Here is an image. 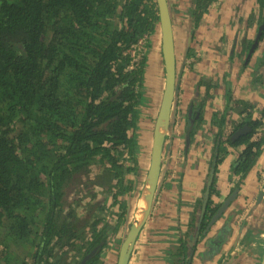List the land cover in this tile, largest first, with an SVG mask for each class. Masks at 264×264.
<instances>
[{
	"label": "trees",
	"instance_id": "obj_1",
	"mask_svg": "<svg viewBox=\"0 0 264 264\" xmlns=\"http://www.w3.org/2000/svg\"><path fill=\"white\" fill-rule=\"evenodd\" d=\"M202 2H195L196 20ZM159 23L156 0H0V264H81L98 245L85 264L104 263L103 252L131 219L119 195L128 190L121 186L125 175L139 174L125 166L138 165V132L148 139L146 165L151 161L159 106L142 118L141 107L152 103L147 58L136 64L132 52L142 40L150 46ZM248 123L252 132L228 143L247 146L232 168L242 179L264 145V132L253 139L262 125ZM218 150L219 165L227 151L223 144ZM93 164L125 189L114 194L113 227L104 206V217L94 219L98 203L81 219L82 199L66 191L79 187ZM215 213L209 209L206 220Z\"/></svg>",
	"mask_w": 264,
	"mask_h": 264
},
{
	"label": "crops",
	"instance_id": "obj_2",
	"mask_svg": "<svg viewBox=\"0 0 264 264\" xmlns=\"http://www.w3.org/2000/svg\"><path fill=\"white\" fill-rule=\"evenodd\" d=\"M173 2L175 6L180 4V0ZM234 6L240 9L241 16L246 17L251 14L254 0H222V2L220 0L211 6L210 14L199 30L201 34L198 36V45L204 52V64L207 62L206 69L209 71L207 76L214 80L222 76L225 71V67L221 70L225 57L219 51L226 49L222 41L224 28H227L231 21L233 23L236 20V16L232 19L231 15V9ZM181 12L185 14V17L179 20V23L183 22L179 25V32L184 30V33H180L184 34V38H181L183 43L181 50L185 57L192 45L190 38L193 18L191 12L187 17L186 10L182 9ZM241 25L245 27V21L241 22ZM248 35L249 39L253 38L254 30L249 31ZM261 48L263 50L251 61V71L232 86L236 99H244L256 104L255 118H259L260 112L264 109V83H262L264 76L255 73V67L264 60V43ZM154 70V73L158 74V69ZM188 79L194 78L188 75ZM157 82L160 84V81ZM211 93H213L211 99L207 98L204 90L199 93L186 91L182 95L185 107L194 99L199 105L200 102L205 103L203 106L205 122L195 131L190 147L186 143V133L193 130L188 129L189 121L186 116L180 117L170 127L166 136L162 180L159 181L156 201L146 225L137 238L129 264H171L170 261L174 258L182 260L179 256L181 245L194 252L192 264H259L257 260L259 253L264 254V246L262 247L264 245V199L262 201L259 199L262 190L261 177L264 175V147L255 168L239 185V193L226 213L211 226L207 225L205 233L203 221L198 223L201 208L198 213L196 211L206 191L217 190L218 195L212 198L217 204L227 200L236 192L240 177L232 176L231 169L245 149V146L238 148L228 146L229 153L219 165L216 189H214L215 177L210 175L209 163L217 146L216 143L221 144L220 139L215 138V133L221 128L218 129L212 125L211 120L214 113L224 111L225 100L222 90ZM185 102L188 105H185ZM185 107H182V110H185ZM233 118L240 119L238 115H233ZM228 126L229 130L230 126ZM143 167L146 168L148 165L144 163ZM139 182L129 198L128 214L131 219L116 235L117 242L123 238L127 226L135 217L147 187V176L141 174ZM221 235H226L227 240L211 259L207 256L212 253L209 243H213V239L218 240ZM259 243H262L261 247ZM121 245L122 242L115 243L113 249H109L103 255V264H117Z\"/></svg>",
	"mask_w": 264,
	"mask_h": 264
},
{
	"label": "flooded vegetation",
	"instance_id": "obj_3",
	"mask_svg": "<svg viewBox=\"0 0 264 264\" xmlns=\"http://www.w3.org/2000/svg\"><path fill=\"white\" fill-rule=\"evenodd\" d=\"M173 1L174 0H169L170 5L175 6V3ZM206 1L208 2L207 4H206ZM219 1L220 0H209V1L203 0L204 3L202 2L200 4L199 9L197 11V14H195V15L199 16V18L197 20L192 15L194 10H195L196 0H180L179 6L178 5L175 6L176 9L173 8L174 9V11H173L174 12V16H173L174 20H175V17L178 18L179 20H180V18L183 19V17H185L184 12L183 13L181 12L182 9L186 10V12H187L186 17L189 16V13L191 12L190 14L193 18V26H192V31H191L192 33H191V38H190V42L192 43V45L187 50L185 57L182 53L180 54L181 62L179 61V44L182 42L181 38H184V34H182L180 32H183L184 30H181L179 32L180 26L178 25L176 27L174 24V26L176 28L173 31V33H174V37H173L174 49H175V55H176L175 56L176 72H179V77H180L179 98H178V102H177V114L175 117V122L178 119H180V117L186 116V119H188V121H189L188 129L193 130L192 132L186 133V135H188V134L190 135V137H189L190 142H192V140L194 138L195 131L197 129H199L200 126L205 122L204 112H203V106L205 105V103L200 102V105H199L195 101L196 99H194L192 102L190 101L189 105L185 102L186 103L185 105H188L185 107L184 106V99L182 97L184 92L193 91V92L199 93L201 90H204L207 93V98H210V99L213 98V93H211V92H216L218 90H222L224 92L225 109L223 112L214 113L213 118L211 120L212 125L218 127V129L221 128V129H219V131L217 133H215V135H216L215 138L218 137L221 141V144L220 143L218 144V142L216 143L217 146L215 147L214 153H213L212 158H211L210 163H209L210 164L209 170L211 171L212 168L214 169V177L216 179H217V174H218V173L216 174V168L218 167V172H219V165H221L223 163V161L225 160V157L229 153L228 146H230V145L228 143L235 142V141L241 139L242 137H245V136H242L239 139L233 141L232 137L235 135L236 132H238L239 130L243 129L246 126L250 127L251 132H252L253 128L248 123L249 121H257L258 123H260V125H262L258 129L259 133L253 138L254 140H257L256 138L260 137L262 132H264V130H263L264 129V109L260 112L259 118H255V113L257 111L256 110V104L254 102L250 103L249 101H246L244 99H236L234 96V93H233V88H232L234 83L241 81L243 79V77H245L251 71V61H252L253 57H255L256 54H259V52L261 50H263L261 48V46L264 43V29L261 30V28L264 24V5H261L259 0H254V6L252 7L251 14L247 15L246 17L241 16L240 9L235 8V6L231 9L232 19H233V16L234 17L236 16V20L233 21V23L231 21L229 26L227 28H224L222 41L226 45V49L223 51H219V53H221V55L223 57H225L222 65H221V70H223V67H225V69H224L225 71H224L222 76H220L217 80H214L213 78H210L209 76H207L209 74V71L206 69L207 62L204 64V62H205L204 52L201 50V48H200L201 46L198 45V36L201 34V32H199L201 26L203 25L206 17L210 14L211 6L215 3H218ZM156 2L158 3V0H156ZM221 2H222V0H221ZM243 21H245V27H243L241 25V22H243ZM180 24H183V22L181 21ZM181 29H183V28L181 27ZM237 29H238V32H237ZM251 30L252 31L254 30V36H253V38L249 39L248 34H249V31H251ZM178 32H179V34H178ZM160 33H161V23L158 24L156 32L153 33L151 37H149V39H150L149 43L151 44V40L153 41V37H157V34H160ZM143 41L144 40H142L140 42V44ZM140 44H138V46ZM143 45H144V43H143ZM138 46H136L132 52V56L134 57L133 62H135V60L137 59L136 56H138L135 54V52L137 51L138 52L137 54H139V52H140V51H138ZM180 49H181V45H180ZM160 53H161V59H162V62H161L162 70L161 71L159 70L158 72H161L163 74V72H164L163 71L164 60H163L162 42H161V46H160ZM143 56L144 55H142V57ZM141 58H139V59H141ZM146 58H147V56H146ZM147 62H148V58L145 61V65H143V69L145 70V79H146V73L148 72V70L151 66V64L147 65ZM135 63L139 64V62H135ZM255 73L258 75L264 76V60L261 61V63H259L257 67H255ZM188 75L190 77H193L194 79L193 80L188 79ZM262 83H264V80L262 81ZM198 95L199 94H197V96ZM156 104L157 105L159 104V106H160V96H159V99L157 96V99L155 98L154 100H152V103L150 105H152V107H154L156 110V107H157ZM182 107H185L186 109L182 110ZM233 115H238L240 117V119H234ZM249 115H251L250 120L248 119ZM151 118H152V115H151ZM227 125L230 126L229 130L227 129ZM145 127L147 128L148 126H145ZM249 134H247V135H249ZM222 144H223V146L226 145L224 147L227 151V154L225 156H223L221 163L218 165V163H217L218 158H219L218 148ZM241 146H245V149L247 148L246 145H240V146L233 147V148H238ZM263 147H264V145H263ZM263 147H262V153H263ZM164 153H165V148L163 149V154ZM242 153H240V155ZM260 156H259V158H260ZM239 157H238V159H239ZM258 159H257V161H258ZM214 160H215V166H213ZM127 162H125V163H127ZM145 163H146V157H145ZM256 164H257V162H256ZM256 164H255V166H256ZM95 165L102 166L101 164H93L89 168L88 174L80 177L79 180L81 183H80L79 187L76 188V185H75L74 189H67L66 190L68 193V196H70V197L74 196L75 199L76 198L81 199L79 197H80V195H82L83 192H85V190H87V189L90 190V189H92L98 185L95 183V178H97L99 176V174L95 175L94 177L91 176L92 167ZM150 166H151V161H150V164L148 165V167H146V168L145 167L141 168L139 165L134 166V163L132 165V167H138L139 168V174L136 173L137 175H141V172H144V171H147V174H149ZM233 166H232V168H233ZM255 166L253 167V169L255 168ZM102 167H104V166H102ZM162 168H163V165L161 167V172H162ZM104 169H105V167H104ZM104 169H103V172H104ZM231 173H232V176H238V175H235L233 173V169H231ZM210 174H211V172H210ZM147 177H148V175H147ZM246 177L244 179H242L240 177V182H239V184H237V188H236L237 189L236 190L237 195L239 193V190H238L240 187L239 185L241 183H243V180H245ZM84 178L86 179V181ZM125 180H126V182H124ZM161 180H162V177L160 174L159 181H161ZM88 181H90V182H88ZM261 182H262V190L260 192H263V198L262 199H264V175L261 177ZM133 183H134V180L128 179L127 175H125V177L123 178V182L121 184V186H125V185L128 186L127 192H125L122 195H119V200H120L119 202L121 204H124L125 211L127 213H128V206H129V201H130L129 198H130V195L133 194V190H134ZM116 188H117V190H119L121 187L116 186ZM121 189L125 190L123 188H121ZM215 189H216V187H215ZM209 192H210V195H209L208 200L206 199L207 194L205 193L202 196V203H201L200 207L198 208V210L196 211V213H198L199 209L202 208V205L206 204V202H207L206 210L204 212V217H203V225H204L203 231H204V233L206 231L207 225H209L211 223V221H212L213 217L216 215V213L223 207V205L226 203V201L231 197L230 196L227 200L221 201L220 203L217 204L212 199L214 195H218L217 190L215 192H213V189H211V191H209ZM116 193H117V191L105 193L107 195L106 197H108L107 198L108 202H105L104 199L96 202V203H98V204H96V206L99 209L102 206H104L105 208L108 209V212L106 215L107 221H109L110 217H112L110 212H113L115 209H118V207L115 205L116 200H114V198H115L114 194H116ZM237 195H236V197H237ZM236 197H235V199H236ZM235 199L233 201H235ZM262 199H261V201H262ZM103 202L110 203V206H106V204H102ZM213 208L216 209V213L211 218V220L207 219L208 220L207 221L206 220L207 212L209 209H213ZM226 211L220 216V218L226 213ZM97 216L99 218H103L102 213H96L94 215V219ZM117 221L114 224H111V226L113 227L116 223H118ZM113 239L115 240V243L123 242V238L120 239L118 242H117L116 237H113ZM213 240L216 241V239H213ZM259 240H261V237H259ZM199 241H200V239H199ZM261 244L262 243H259L258 245L260 246ZM263 246L264 245H262V247ZM97 247H99V245ZM184 248H185V253H186V262L185 263L186 264H192V262L194 261L195 254L193 251L189 250V248H187V247H184ZM109 249H110V247H108V250ZM108 250H105V252H103V253L106 254V252ZM72 252L74 253V251H71L69 254H71ZM91 252H89L87 255H89ZM85 257L82 259V261L85 259ZM262 257H263V252L261 255L259 253V257L257 259L259 264L262 262ZM102 259H103V257H102ZM118 259H119V257H118ZM82 261H81V264H82ZM183 263H184V261H183Z\"/></svg>",
	"mask_w": 264,
	"mask_h": 264
},
{
	"label": "water",
	"instance_id": "obj_4",
	"mask_svg": "<svg viewBox=\"0 0 264 264\" xmlns=\"http://www.w3.org/2000/svg\"><path fill=\"white\" fill-rule=\"evenodd\" d=\"M159 11H160V23H161V33L160 40L163 46V60L165 68V82L164 90L162 97H160V106L158 115L155 122V132L154 139L152 144V156H151V166L149 169V174L147 177V186L149 179H152V184L150 185L149 190H144L142 195L141 203L137 208L134 219L127 226L126 232L123 235V242L121 245L119 259L117 264H129L133 249L135 247L137 238L142 231L143 227L146 225L151 211L154 207L156 201V195L159 188V177L161 174V167L163 162V149L166 141L167 133L172 125L175 123V117L177 114V102L179 98V72H176V60H175V49H174V33L175 30V21L173 19V5H170L169 0H158ZM176 20V19H175ZM264 29V24L261 30ZM162 131V132H161ZM251 132V128L246 126L243 129L239 130L232 137V140L235 141L242 136H246ZM190 135H187V146H190ZM215 166V160L213 163ZM212 177H214V169H211ZM211 182L209 183V186ZM147 194V196H146ZM206 199L209 198V190L206 191ZM237 192H235L223 205V207L216 213L213 217L210 226L214 224L216 220L229 208L230 203L235 199ZM263 198V192L260 193L259 199ZM147 205V210L143 214V218L139 220V212L143 210V207ZM206 204L202 205V208L199 212L198 223L203 221L204 212L206 210ZM99 247H96L89 255L85 257L82 261V264H85L93 256L96 255ZM191 257V256H190ZM264 264V254L262 257V263Z\"/></svg>",
	"mask_w": 264,
	"mask_h": 264
},
{
	"label": "rangeland",
	"instance_id": "obj_5",
	"mask_svg": "<svg viewBox=\"0 0 264 264\" xmlns=\"http://www.w3.org/2000/svg\"><path fill=\"white\" fill-rule=\"evenodd\" d=\"M178 25H180L179 19L176 18L175 26L177 27ZM145 42L146 41L144 40L138 46V51H140V52H139V54H137L138 53L137 51L135 52V54L138 55V56H136L137 59L135 60V62H139V60H140L139 58H141L142 55L147 56V58H148L147 65L151 64V66H150L148 72L146 73V79H145L144 85L149 87V88L146 87V95L149 96L152 100H154L155 98L157 99L156 90L158 89V91H160V88L164 84V77L163 76L158 77V74L154 73V71H153V68L156 70L158 69V71L162 70V68H161L162 59H161V53H160V46H161L160 34H157V37H153V41L151 40L152 45L150 44V46H147V42L146 43ZM143 43H144V45H143ZM180 45L182 47L183 43L181 42L179 44V61L181 62L180 54L182 53V50L180 49ZM157 73H159V72H157ZM157 81H160L161 85ZM158 99H159V96H158ZM150 104H151L150 102H147L142 106L143 108L141 107L140 110H141L142 118L146 115L150 116V115H153V113H156L159 104L158 105L156 104L157 105L156 110ZM143 125L149 127L150 126L149 121L148 120L146 121L145 119H143ZM143 131H145V130H143ZM141 136L142 135L140 134V132H138V140L139 141L143 140V141L140 144L141 149H139V151H138L139 153H138L137 161H138V165L141 168H144L143 164L145 163V152L147 150L148 139H147V137H144L142 139ZM125 164H126L125 166H130V165L132 166L133 162L128 161ZM103 169H104V167H102L100 165H95L92 167L91 176L94 177L95 175L99 174V176L97 178H95V183L98 185L96 187L90 189V190H88V189L85 190V192H83L82 195H80L79 198L82 199V203H81L80 209L77 212H78L79 217L82 215L81 219H83L85 217V215L88 211L91 212V210L95 209V208H91V206H88V205L95 204L97 201L103 200V199L105 200V202H108L107 201L108 197H106L107 195L105 193L117 191L116 183L118 180L114 179V177H112L110 175V173L107 172V170H104V172H103ZM127 178L134 180V183H133V187H134L133 192H134L136 187L140 183L139 182L140 181V175H137L136 173L133 172V173L127 174ZM85 181H86V179H85ZM124 182H126V180ZM103 185L110 187V188L106 189ZM105 202H103L102 204H106V206H110V203H105ZM85 206H88V207L85 208ZM95 207H96V205H95ZM95 211H96V213H102L103 217L106 214L105 212H103L99 208H96ZM116 221H117L116 218L110 217V220L108 222L111 225V224H114ZM226 240H227V236L221 235L218 238V240L213 241V243L210 242L209 248L212 250V253L210 255H207V256H209L211 259H213V257H214L213 254L220 250L221 246L223 245V243ZM73 254L74 253L72 252L68 256L71 258L73 256ZM170 263L171 264H181L182 262H181V260L174 258L170 261Z\"/></svg>",
	"mask_w": 264,
	"mask_h": 264
},
{
	"label": "bare ground",
	"instance_id": "obj_6",
	"mask_svg": "<svg viewBox=\"0 0 264 264\" xmlns=\"http://www.w3.org/2000/svg\"><path fill=\"white\" fill-rule=\"evenodd\" d=\"M151 184H152V179H149L148 186H147L148 190H149ZM146 196H147V194H146ZM146 210H147V205L145 204V206L143 207V210L140 211V215L138 216L139 220H141L143 218V214L145 213Z\"/></svg>",
	"mask_w": 264,
	"mask_h": 264
},
{
	"label": "clouds",
	"instance_id": "obj_7",
	"mask_svg": "<svg viewBox=\"0 0 264 264\" xmlns=\"http://www.w3.org/2000/svg\"><path fill=\"white\" fill-rule=\"evenodd\" d=\"M165 69V68H164ZM164 77L165 78V73L163 72V74L160 76V77ZM165 82V81H164ZM166 142V141H165ZM164 148L166 149V143H165V145H164ZM151 153H152V148H151Z\"/></svg>",
	"mask_w": 264,
	"mask_h": 264
}]
</instances>
